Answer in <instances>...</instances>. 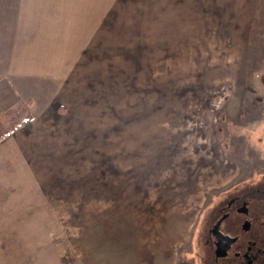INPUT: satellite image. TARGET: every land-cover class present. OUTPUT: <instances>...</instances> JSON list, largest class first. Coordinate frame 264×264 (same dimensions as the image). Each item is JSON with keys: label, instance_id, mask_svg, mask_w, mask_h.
Wrapping results in <instances>:
<instances>
[{"label": "rangeland", "instance_id": "rangeland-1", "mask_svg": "<svg viewBox=\"0 0 264 264\" xmlns=\"http://www.w3.org/2000/svg\"><path fill=\"white\" fill-rule=\"evenodd\" d=\"M127 2L0 175V264H201L204 213L264 183V0Z\"/></svg>", "mask_w": 264, "mask_h": 264}, {"label": "crops", "instance_id": "crops-1", "mask_svg": "<svg viewBox=\"0 0 264 264\" xmlns=\"http://www.w3.org/2000/svg\"><path fill=\"white\" fill-rule=\"evenodd\" d=\"M127 1L0 0L1 181L12 180L15 159L30 156L24 143L44 112L53 118L64 110L68 94H78L80 59L97 45L96 32L110 29L111 15H121ZM229 5L225 8H235L239 0Z\"/></svg>", "mask_w": 264, "mask_h": 264}, {"label": "flooded vegetation", "instance_id": "flooded-vegetation-1", "mask_svg": "<svg viewBox=\"0 0 264 264\" xmlns=\"http://www.w3.org/2000/svg\"><path fill=\"white\" fill-rule=\"evenodd\" d=\"M240 184L201 220V264H264V183Z\"/></svg>", "mask_w": 264, "mask_h": 264}, {"label": "trees", "instance_id": "trees-1", "mask_svg": "<svg viewBox=\"0 0 264 264\" xmlns=\"http://www.w3.org/2000/svg\"><path fill=\"white\" fill-rule=\"evenodd\" d=\"M4 136H5V135L1 136V137H0V140H1V139H2V137H4Z\"/></svg>", "mask_w": 264, "mask_h": 264}]
</instances>
